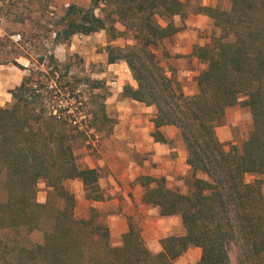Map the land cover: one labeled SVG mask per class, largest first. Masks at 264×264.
<instances>
[{
	"label": "trees",
	"instance_id": "trees-1",
	"mask_svg": "<svg viewBox=\"0 0 264 264\" xmlns=\"http://www.w3.org/2000/svg\"><path fill=\"white\" fill-rule=\"evenodd\" d=\"M33 1L0 0V19L32 22L14 12L17 4ZM84 1L87 7L70 3L53 23L54 44L105 31L107 63H125L137 85H125L123 97L156 109L155 140L165 141L162 127L178 129L192 172L189 191L171 188L164 177L140 176L138 182L143 202L162 217L180 216L185 233L161 239L162 251L154 254L133 223L122 246L113 247L95 209L88 218L76 217L67 181H80L88 200H104L99 170L81 167L76 152L88 142L99 114L106 119L102 103L88 110L78 85L100 91L104 83L75 79L55 55L33 57L0 39V51L9 45L18 50L10 51L18 55L7 62L28 71L9 90L12 102L0 107V264H175L193 247L202 250L197 264H232L233 254L236 264H264V0H229L227 10L201 0ZM192 13L210 18L220 35L194 47L206 67L196 79V94L186 95L157 50L180 31L174 18ZM119 39L127 44L114 46ZM20 58L31 67L19 64ZM94 98L97 103L99 93ZM236 105L250 111L252 128L240 150L228 151L217 128ZM247 175L255 179L247 182ZM40 182L50 190L46 203L37 200ZM36 230H44L42 243L30 238Z\"/></svg>",
	"mask_w": 264,
	"mask_h": 264
},
{
	"label": "rangeland",
	"instance_id": "rangeland-1",
	"mask_svg": "<svg viewBox=\"0 0 264 264\" xmlns=\"http://www.w3.org/2000/svg\"><path fill=\"white\" fill-rule=\"evenodd\" d=\"M70 3L85 7L89 5V1L84 0H34L32 3L25 2L17 4L16 6L18 8L14 13L23 14V17L26 19L31 17L33 21H28L23 25L14 20L15 16L1 18L0 39L12 41L14 46L24 53L32 51L33 57H36L37 53L55 55L62 65L69 67V76L75 77V79L89 78L93 81H101L104 83L100 91H92L88 86L83 84L78 85L77 93H81L84 97L89 99L90 105L88 110L96 111L100 103L105 105L106 119L103 118L102 114H99V120H95L97 126L95 130L90 132L88 142L76 152L78 155V164L81 167H89V164L95 162L98 157V153L95 149L102 145L103 150L106 140H110L111 135L115 132L116 118L114 117V111L112 110L111 104H106L116 93L115 88L112 87L110 83L112 81H119L121 78V83L129 85V82L126 79V73L124 71L114 70L110 68L107 63L105 48L109 44V37L105 31L88 36L76 35L69 43L64 45L54 44V34L51 31V29H53L52 25L58 20V17L62 15L63 9H66ZM200 5L218 6L225 10L230 8L229 0H201ZM192 15L205 17L203 19L202 35L200 36L202 42L196 43L194 46L205 45L210 42L213 37L220 35V29L214 26L210 18L202 14L192 13L185 17L177 16L174 20L181 25ZM161 24L165 25L166 23L161 20ZM118 27L120 28V26ZM23 34H25V36H23ZM112 44L114 46L123 47L127 42L123 39H119ZM194 46H192L193 49ZM181 48L182 46L179 45V42L176 41L174 37L164 42L157 50V53L167 74L183 89L186 95H194L197 92L196 79L204 70L203 66H205V64L199 61L195 66H192L190 59L193 57V54H182V50L178 52ZM3 49L4 51H0V81L5 82V84L0 86V89H3L4 92V94L1 95V99L5 101L7 98L6 94L18 81V75L20 76L21 73H24L26 76L28 71H23L14 66L11 62H7L12 61L11 59H14L18 55L14 53L9 55L10 51L16 53L18 50H13L10 45ZM17 62L25 67H31L30 62L25 58L17 59ZM190 67H193V70H190L187 75L184 74ZM192 73H195V75ZM98 93L100 98L96 103L94 96ZM104 96L105 98H103ZM240 100L242 101L243 97H241ZM251 128L252 116L250 111L247 108L236 105L227 110L225 122L222 126L217 128V135L221 142L226 145V150L229 151L232 146H236L240 150L247 140ZM175 142L177 145L179 144L182 146L183 141L180 136L175 139ZM107 159L108 162L113 164L110 158ZM102 174H104L103 171ZM191 175V170H188L179 181L175 179L170 180V187L178 189L184 194L187 193L189 191L188 181ZM198 177L203 178L201 174H199ZM254 179L255 176L253 175H247L246 177L247 182H252ZM65 186L75 195L77 202L75 211L76 217L88 218L92 214V209H95L99 214V219L110 229V242L113 247L122 246L123 235L120 236V232L124 224L127 225V230L130 223L141 227L143 240L148 249L154 254H158L162 251L161 239L170 235H182L185 233L180 216L162 217L159 214V210L150 205L146 208L147 211L143 209V212H141L139 208L131 210L126 209L118 212L115 211L114 208L105 206L104 204H98L96 201L88 200L83 184L78 180L67 181ZM49 191L46 183L40 182L37 192L38 202L46 203ZM3 199L4 192L0 187V201ZM148 221L153 222L156 226L148 223ZM43 237L44 230H36L30 236L31 240L37 243H42ZM201 256L202 250L193 247L177 259L175 264H197ZM231 260L232 264H236L234 254L231 256Z\"/></svg>",
	"mask_w": 264,
	"mask_h": 264
},
{
	"label": "crops",
	"instance_id": "crops-1",
	"mask_svg": "<svg viewBox=\"0 0 264 264\" xmlns=\"http://www.w3.org/2000/svg\"><path fill=\"white\" fill-rule=\"evenodd\" d=\"M204 18L192 15L181 25L174 20L175 25L180 29L174 36L182 46L178 52L182 50V54H193L192 46L202 42L200 36ZM190 62L192 66H195L199 60L193 55ZM109 67L124 71L129 85L137 87L125 63L112 64ZM203 67L205 69V66ZM190 70H193V67L188 68L184 74L187 75ZM24 76V73L18 75V81L12 89L21 83ZM121 82L122 78L116 81V87H114L116 93L106 102L111 104L114 111L115 132L110 140H106L103 150L102 145L95 149L98 157L95 162L89 164V167L97 168L101 174L99 186L104 200L98 204H104L118 212L137 208L143 212V209L147 211L148 205L143 202L144 189L138 182L140 176L164 177L170 186V180L179 181L191 168L186 163L185 145L183 143L182 146L177 145L175 142V139L179 137L178 129L173 126L160 128L159 131L165 141H156L153 136L156 132L153 122L155 107L123 97L125 84ZM4 84L5 82L0 81V86ZM2 94H4L3 89H0V106L4 107L11 103L12 96L8 91L7 94L5 93L7 98L4 101L1 99ZM107 158H110L113 164L108 162ZM148 223L156 226L153 222L148 221ZM126 232L127 225L124 224L120 236Z\"/></svg>",
	"mask_w": 264,
	"mask_h": 264
},
{
	"label": "built area",
	"instance_id": "built-area-1",
	"mask_svg": "<svg viewBox=\"0 0 264 264\" xmlns=\"http://www.w3.org/2000/svg\"><path fill=\"white\" fill-rule=\"evenodd\" d=\"M110 85H111L112 87H116V81H112V82L110 83Z\"/></svg>",
	"mask_w": 264,
	"mask_h": 264
}]
</instances>
